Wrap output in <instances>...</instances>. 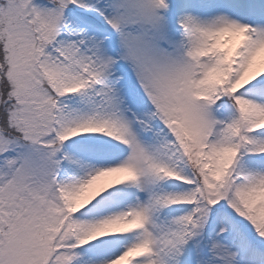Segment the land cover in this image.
<instances>
[{
    "label": "snow or ice",
    "instance_id": "1",
    "mask_svg": "<svg viewBox=\"0 0 264 264\" xmlns=\"http://www.w3.org/2000/svg\"><path fill=\"white\" fill-rule=\"evenodd\" d=\"M0 264H264V0H0Z\"/></svg>",
    "mask_w": 264,
    "mask_h": 264
}]
</instances>
